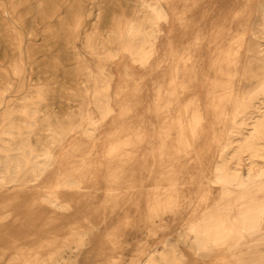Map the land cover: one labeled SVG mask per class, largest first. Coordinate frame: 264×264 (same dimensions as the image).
I'll list each match as a JSON object with an SVG mask.
<instances>
[{"label": "bare ground", "instance_id": "bare-ground-1", "mask_svg": "<svg viewBox=\"0 0 264 264\" xmlns=\"http://www.w3.org/2000/svg\"><path fill=\"white\" fill-rule=\"evenodd\" d=\"M90 1L0 0V52L11 57L0 64V264H119L108 252L122 230L105 226L124 202L144 203L141 233L180 226L138 264H264V0H124L131 15L105 33L80 30L104 3ZM165 28L189 39L162 59ZM77 41L79 111L51 116L34 65L44 49ZM116 60L131 80L168 63L145 113L133 109L141 84L112 91ZM202 131L216 145L211 167L196 149ZM72 135L81 140L63 150ZM152 138L153 158L137 157ZM69 156L79 158L59 165ZM139 188L149 189L129 191Z\"/></svg>", "mask_w": 264, "mask_h": 264}, {"label": "rangeland", "instance_id": "rangeland-1", "mask_svg": "<svg viewBox=\"0 0 264 264\" xmlns=\"http://www.w3.org/2000/svg\"><path fill=\"white\" fill-rule=\"evenodd\" d=\"M86 2L83 3L86 8H91V1L85 0ZM104 3H102L101 11L93 10L94 12L90 15L83 16L82 18V24L80 30L84 32L83 30L87 29L88 25L92 26L91 24L95 23L96 27L98 28L100 33H105L107 31L108 22L113 23V27L116 28L117 24L120 23V20H125L128 16L131 15V9L128 8L124 0H121V4L118 2L119 0H103ZM235 0H225V3L227 6L231 5ZM99 16V17H98ZM228 16V15H227ZM72 18V17H71ZM218 18V17H216ZM223 18H220V22ZM228 19V18H225ZM71 20V19H70ZM224 20V19H223ZM87 24V25H86ZM87 27H86V26ZM165 45L163 46L159 58H163V56L169 51L170 47H179L181 46V41L183 43V40L186 39L188 42L189 37L183 38L182 34L180 35V32H175L173 34V37H170V31L165 28ZM183 38V39H182ZM221 38L223 40H227L229 38V32L226 31L225 33H222ZM220 38V40H221ZM77 46L74 48L69 49V51H66V48H48L44 49L43 52H40L38 57L40 58L34 65L35 71H33V74L31 76V79L33 80L34 84H40L43 87V93L47 99V107L44 108L46 113H48L51 116H62L66 113L71 112H78L80 108V101L78 98L72 97V94L76 92L78 87L83 86V81L86 80L85 76H83L81 73L79 76H76L77 69H78V60L75 58L74 54H80L84 52V49L82 48V45L80 41H77ZM223 43H225L223 41ZM48 53V55L45 54ZM66 52L68 53L66 55V58H63L62 61L60 60L61 57H65ZM9 53L11 55L12 51L9 50ZM0 56V64H3V62H7V60L11 59V57H3V53ZM45 54V56H43ZM165 55V56H166ZM161 59V60H162ZM160 60V59H159ZM165 62H162L161 67H159V71L152 72L151 70L147 73L146 70H138L134 71L136 73V76L134 79H130L123 73V62L120 60H116L115 64L113 65L112 72L114 74V78L112 81V91L114 92L117 90V87L120 85H124L125 87L129 84L132 86L136 85H142V90L139 92V96L136 98L134 97L132 99L134 103L133 109L136 110L137 113H145L146 107L151 103L152 98L154 97V91L158 87V82L163 79V72L165 70ZM130 65V64H129ZM66 66V68H65ZM132 66V65H130ZM69 69V73L61 71L62 68ZM133 67V66H132ZM137 68V67H134ZM167 71V70H166ZM148 74L147 76H144L145 74ZM144 82V83H143ZM134 88V87H132ZM136 90V89H131ZM115 95V93H114ZM188 95V94H187ZM125 96V95H124ZM79 101V102H78ZM119 102V101H118ZM126 103L125 98L122 99V101L116 106V103H114V109L115 111H118V108ZM127 106L125 105L124 108ZM41 114V113H40ZM42 115V114H41ZM147 115V114H146ZM109 119L105 123L104 126L100 128V136L106 134L108 131ZM128 122L124 123V126H129ZM150 129V128H149ZM151 131L154 133L156 132L153 127H151ZM127 132V131H126ZM123 131L122 133H126ZM124 135V134H123ZM202 135L206 136L205 141L196 142L199 143V146L196 147V149L202 148V164L206 165L207 167H211L213 164V161L216 160L217 153H216V145L214 144V140L212 139L211 132L205 134V131H202ZM78 138L80 139V135H72L70 136L63 147V150H65L68 146L72 145L74 143V139ZM116 139V138H114ZM194 138L190 137V141L193 143ZM81 140V139H80ZM197 141V140H196ZM157 143V140L152 138L150 142L143 146L138 151H141L140 156H137L139 158H145L150 160L151 151L157 146L155 144ZM195 143V142H194ZM154 146V147H153ZM92 150V147H88V151ZM102 149L100 148L99 151ZM77 156H69L64 158L59 165L62 167L67 166L72 160L78 159ZM98 161L103 162L104 158L102 154H99L96 156ZM191 159L190 166L194 167L195 162L194 160L197 159L195 155H188V157H183V159ZM59 165H56L58 168ZM194 174V170L190 169L188 170V175ZM156 174V173H155ZM145 172L136 174L137 180L139 181L141 179V176H144ZM179 177L182 175H185L183 172L177 173V176ZM136 184H139V182H136ZM149 188L142 189L139 188L137 190L135 189H129V191L134 195L137 194L139 197H143V193L145 190L147 191ZM187 190H191L192 187H187ZM131 195V194H130ZM142 195V196H141ZM132 197V196H131ZM2 198V197H1ZM100 202V201H99ZM109 207V205L107 206ZM145 205L144 203H141L138 207H135L131 205L129 202H124L122 207L117 211L116 214L118 215H127L131 217L133 220H131V224L129 226H120L122 224L121 220L119 221L116 217V214L113 216L110 221L106 222L105 228H115L116 226H119L121 231V235L119 237V244L120 248L114 249L112 247L113 244H109V247L113 250L112 252H108L109 255L112 256H119L120 257V263L119 264H138L139 262L146 261L148 258L149 253L153 251H162L164 248L166 241L175 242L178 240L177 230L180 228V226L173 227L170 226V228L161 230L157 229L156 234L150 235L147 234V230L140 228V221L143 219V213H144ZM139 222V223H138ZM179 222V219L178 221ZM132 223H136V225H133ZM182 249H184L182 247ZM184 251H186L184 249Z\"/></svg>", "mask_w": 264, "mask_h": 264}, {"label": "crops", "instance_id": "crops-1", "mask_svg": "<svg viewBox=\"0 0 264 264\" xmlns=\"http://www.w3.org/2000/svg\"><path fill=\"white\" fill-rule=\"evenodd\" d=\"M126 101V100H125ZM122 104H123V102H122Z\"/></svg>", "mask_w": 264, "mask_h": 264}]
</instances>
